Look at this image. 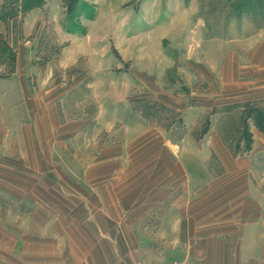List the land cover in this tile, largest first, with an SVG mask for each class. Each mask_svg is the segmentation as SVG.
<instances>
[{
  "label": "crops",
  "instance_id": "1",
  "mask_svg": "<svg viewBox=\"0 0 264 264\" xmlns=\"http://www.w3.org/2000/svg\"><path fill=\"white\" fill-rule=\"evenodd\" d=\"M250 7L253 17L258 0ZM219 44L202 52L222 57V90L240 87V73L264 55V32ZM244 95L195 101L181 114L188 126L179 143L162 125L137 120L125 124L137 132L130 145L105 143L86 158L92 145L48 144L55 128L45 120L56 113L36 111L35 95L1 94V110L25 106L31 122L14 133L21 149L0 152V264H264V126L241 128L264 111H253L259 97ZM182 151L203 158L182 160Z\"/></svg>",
  "mask_w": 264,
  "mask_h": 264
},
{
  "label": "rangeland",
  "instance_id": "2",
  "mask_svg": "<svg viewBox=\"0 0 264 264\" xmlns=\"http://www.w3.org/2000/svg\"><path fill=\"white\" fill-rule=\"evenodd\" d=\"M250 2L0 0V81L11 78L13 83L12 87L0 86V95L16 91L20 97L26 90L35 95L36 111L45 106L48 113H56L55 121L50 116L45 120L47 127L55 128L48 144L67 139L72 150L92 145L82 153L86 158L105 143L130 145L128 140L137 132L128 135L125 124L137 120L162 125L168 138L179 143L188 126L181 114L195 101L201 105L220 92L245 94L260 98L253 111H264V55L240 73L236 81L240 87L222 90V57L202 52L219 47L222 38L264 32V0H258L253 17ZM243 58L240 62L248 63ZM12 101L5 98L4 106ZM190 121L192 127L198 119L194 116ZM30 122L25 106L6 113L0 109L2 155L21 149V136L14 133L19 134L22 125ZM243 123L241 128L247 132L248 125L264 126V120L256 118ZM62 127H83L84 132L59 134L56 128ZM199 134L193 137L202 139L204 132ZM233 152L243 154L239 149ZM180 153L182 160L203 158ZM210 158H216L213 149Z\"/></svg>",
  "mask_w": 264,
  "mask_h": 264
},
{
  "label": "built area",
  "instance_id": "3",
  "mask_svg": "<svg viewBox=\"0 0 264 264\" xmlns=\"http://www.w3.org/2000/svg\"><path fill=\"white\" fill-rule=\"evenodd\" d=\"M135 264H146L144 261L138 260Z\"/></svg>",
  "mask_w": 264,
  "mask_h": 264
}]
</instances>
